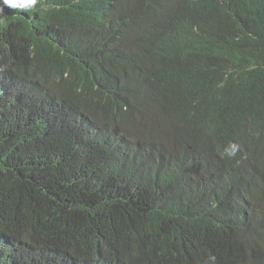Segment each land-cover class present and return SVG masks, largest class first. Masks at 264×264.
Instances as JSON below:
<instances>
[{
	"label": "trees",
	"instance_id": "trees-1",
	"mask_svg": "<svg viewBox=\"0 0 264 264\" xmlns=\"http://www.w3.org/2000/svg\"><path fill=\"white\" fill-rule=\"evenodd\" d=\"M0 8V264H264V0Z\"/></svg>",
	"mask_w": 264,
	"mask_h": 264
},
{
	"label": "clouds",
	"instance_id": "clouds-1",
	"mask_svg": "<svg viewBox=\"0 0 264 264\" xmlns=\"http://www.w3.org/2000/svg\"><path fill=\"white\" fill-rule=\"evenodd\" d=\"M39 0H3V4L7 5L12 9H22L25 11L32 10L36 8ZM3 9L0 8V14H2ZM240 151V145L237 143H229L223 152V155L229 159H234L237 153ZM239 163V161H237Z\"/></svg>",
	"mask_w": 264,
	"mask_h": 264
}]
</instances>
